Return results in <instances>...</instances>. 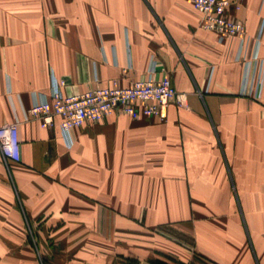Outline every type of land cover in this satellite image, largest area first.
I'll return each mask as SVG.
<instances>
[{
	"label": "crops",
	"instance_id": "crops-1",
	"mask_svg": "<svg viewBox=\"0 0 264 264\" xmlns=\"http://www.w3.org/2000/svg\"><path fill=\"white\" fill-rule=\"evenodd\" d=\"M2 1L0 127L62 80L78 94L154 69L178 98L164 120L115 112L70 141L22 122L10 173L0 152V189L13 183L0 240L36 224L37 240L60 241L61 264H264V87L241 94L245 61L264 60V0L234 14L244 42L201 29L191 0Z\"/></svg>",
	"mask_w": 264,
	"mask_h": 264
},
{
	"label": "built area",
	"instance_id": "built-area-1",
	"mask_svg": "<svg viewBox=\"0 0 264 264\" xmlns=\"http://www.w3.org/2000/svg\"><path fill=\"white\" fill-rule=\"evenodd\" d=\"M247 0H191L200 15V28L217 33L220 40L235 37L245 41L247 29L244 22L234 16L241 11ZM260 43V40H258ZM154 69L148 79L134 82L128 87L112 86L65 95L60 86H54L49 99L34 97L30 109L23 118L16 116L11 123L0 127V152L6 164L21 160L19 125L38 119L41 127L62 130L71 140V132L85 124H96L113 113L131 118H167L170 103L178 98L176 87L169 76L155 78ZM264 87V60L258 54L245 61V74L241 94L259 99Z\"/></svg>",
	"mask_w": 264,
	"mask_h": 264
},
{
	"label": "rangeland",
	"instance_id": "rangeland-1",
	"mask_svg": "<svg viewBox=\"0 0 264 264\" xmlns=\"http://www.w3.org/2000/svg\"><path fill=\"white\" fill-rule=\"evenodd\" d=\"M6 2L14 4V0ZM23 4L30 3L28 0L21 1ZM0 3H3L0 0ZM261 9L264 10V2H261ZM200 16V15H199ZM263 17V16H262ZM264 22V18H263ZM7 171L10 173V164H7ZM1 186V185H0ZM13 183L10 179H6L5 191L0 189V198L2 200H9V190L12 189ZM10 188V189H9ZM11 192V191H10ZM13 199V195L10 193ZM11 213V210H7ZM13 228V238L0 240V264H61L62 263V246L57 239L49 238L48 240L39 241L36 236L39 234L42 225H29L28 238L20 239L21 231L17 226H10ZM57 227V226H56ZM54 226L49 228L53 230ZM155 264H174L171 258L163 257L155 261ZM191 264H212L204 258L196 257Z\"/></svg>",
	"mask_w": 264,
	"mask_h": 264
}]
</instances>
